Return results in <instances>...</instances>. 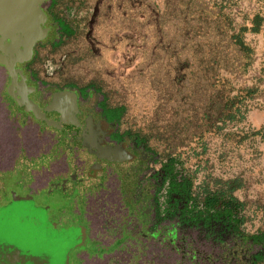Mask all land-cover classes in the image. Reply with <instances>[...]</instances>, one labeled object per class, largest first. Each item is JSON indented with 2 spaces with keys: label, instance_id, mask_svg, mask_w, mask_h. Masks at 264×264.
<instances>
[{
  "label": "rangeland",
  "instance_id": "1",
  "mask_svg": "<svg viewBox=\"0 0 264 264\" xmlns=\"http://www.w3.org/2000/svg\"><path fill=\"white\" fill-rule=\"evenodd\" d=\"M47 6L53 31L31 68L57 88L91 90L117 134L145 145L151 160L143 182L156 174L155 216L145 224L128 225L132 218L116 193L103 191L105 204L89 206L94 227L75 204L67 221L77 222L82 244L72 264H210L203 251L222 264L219 251L207 247L211 239L247 244L250 261L264 264V0H49ZM170 162L191 183L180 211L172 206L170 179L163 180ZM122 193L136 212L126 198L132 192ZM8 196L0 193V206ZM215 196L240 204L237 219L207 213L206 201ZM191 214L210 229L206 246L193 245L189 229L176 226ZM142 239L152 248L140 249Z\"/></svg>",
  "mask_w": 264,
  "mask_h": 264
},
{
  "label": "flooded vegetation",
  "instance_id": "2",
  "mask_svg": "<svg viewBox=\"0 0 264 264\" xmlns=\"http://www.w3.org/2000/svg\"><path fill=\"white\" fill-rule=\"evenodd\" d=\"M48 2L44 4L48 15V21L45 26L50 28L47 38L36 43L30 60L16 63V68L20 71L16 73L18 81L22 80L23 75L26 77L27 84L35 88L34 91L29 92V98L40 107V113L44 115L46 121L38 122L33 113H26L17 109L16 101L8 93L12 77L4 66H0V115L9 117L14 110L20 116L21 114L29 116L37 126L33 127L31 132L34 145L39 148H41V141L50 137L46 135L45 129L41 130V126L49 129L50 127L45 123L51 119L59 123V131L52 132L55 134V139L63 147L59 153L60 161L58 163V173L55 174L56 181L48 183L47 187L42 188L45 191L43 195L31 193L29 197H33L34 200L35 197L43 200L41 206L48 207L49 220L57 229L61 231L73 230L75 244L70 255V264H72V253L79 242L82 244V241L79 240L81 234L78 235V228L75 227L77 222L67 221L70 214L68 212L72 210L70 216L75 215V204L79 202L86 220L92 223L91 227H94L93 221L89 219V215H93V209L89 206L105 204L102 201L103 191L111 192L112 194L116 193L119 198L118 204L120 206L122 204V210L132 218L128 225L139 224L141 220L145 224L149 217L151 220L155 216V205L153 203L155 194L153 190H156V174L152 175L150 173V180L143 182V173L148 170L149 161L151 160L145 145L137 141L128 142L125 136L120 137L117 134L106 111L99 103L93 101L91 90L83 93L72 88H57L40 80L35 70L31 68V64L36 57L38 45L44 43L53 31V26L50 22L51 16L48 13ZM65 91L77 94L76 104L71 103L70 106H66L68 108V116L56 112L46 113L44 109L50 104L55 93ZM24 126L27 127V124L24 123ZM49 146L51 144L46 143L43 148ZM122 150L123 152H121ZM109 180L111 182L107 185ZM111 185L115 187H111ZM97 187L99 188L98 191L93 194L94 188ZM124 190L132 192V195L126 196V198L130 200L133 204L132 206H135L136 212H130L126 208L122 195ZM26 194L28 195V192ZM72 206H74L73 209ZM109 220L113 221L114 219L109 216ZM176 226L189 229L190 242L193 245L201 241L202 246H206L203 241L205 238H209L208 230L210 229L205 228L201 223H194L190 219H181L177 221ZM122 229L121 227L120 231ZM200 229L202 230V236H196L198 240H195L196 237L194 238L192 233ZM131 231L133 232L132 229ZM106 233L108 232L106 231ZM99 234L104 236L105 231L102 233L99 231ZM175 234L177 235L176 231ZM107 235L110 236L109 233ZM142 242L140 249H148V247L152 248L153 246L152 244L149 246L144 239H142ZM152 242L156 243L157 241H149V243ZM137 243L140 242L136 239L134 244ZM210 243L212 244L207 247L211 251H219L217 255L222 264H254L253 261H250L251 258L254 259V256L246 246L247 244L243 247L240 242L227 243L221 239L219 241L211 239ZM193 249L196 248L194 247ZM195 253L192 252V254ZM203 253L206 256L204 259L206 263H214L212 260L215 255L212 252L203 251ZM181 258L183 260L184 256ZM189 261L191 260L189 259Z\"/></svg>",
  "mask_w": 264,
  "mask_h": 264
},
{
  "label": "water",
  "instance_id": "3",
  "mask_svg": "<svg viewBox=\"0 0 264 264\" xmlns=\"http://www.w3.org/2000/svg\"><path fill=\"white\" fill-rule=\"evenodd\" d=\"M47 1L0 0V66L12 77L8 93L19 111L33 113L38 122L46 119L29 98L35 88L23 75L18 81L16 63L30 60L36 43L47 38ZM76 102V93L56 92L44 111L68 116L66 106ZM74 244L73 230L57 229L49 220L48 207L37 205L31 197L15 196L0 207V264H70Z\"/></svg>",
  "mask_w": 264,
  "mask_h": 264
},
{
  "label": "crops",
  "instance_id": "4",
  "mask_svg": "<svg viewBox=\"0 0 264 264\" xmlns=\"http://www.w3.org/2000/svg\"><path fill=\"white\" fill-rule=\"evenodd\" d=\"M45 124L50 128L41 126V130L45 129L46 135L50 137L41 141V148H39L34 145L31 132V129L37 126L29 116L25 114L20 116L14 110L9 117L0 115V193L2 196L9 198V191L12 198L17 194L15 191L28 192L27 196H31V193L43 195L45 193L43 189L47 187V184L56 181L59 153L63 147L52 132L59 131V123L51 119ZM46 143H50L51 146L43 148ZM66 143L69 145L68 142Z\"/></svg>",
  "mask_w": 264,
  "mask_h": 264
},
{
  "label": "trees",
  "instance_id": "5",
  "mask_svg": "<svg viewBox=\"0 0 264 264\" xmlns=\"http://www.w3.org/2000/svg\"><path fill=\"white\" fill-rule=\"evenodd\" d=\"M109 113H113V112L110 111ZM165 171H166V174H165L166 177L163 178V180L164 182L165 181L167 182L168 181L167 178L170 179L169 190H170V195L173 196L172 206L176 208V211H180V204L182 203L181 199L189 195L190 190H191V183L188 180H185V179L182 180V178L180 179L179 175L174 173V167H173L172 162H170V164L166 166ZM217 198L218 197L215 196V197L209 198L206 201L207 213L213 211L212 215H214L217 219L219 218H229L230 219L233 217L237 219V214H238L237 212L239 211L240 204L236 200H233V199L226 201V202H222L220 198L219 199ZM181 213H183L182 209H181ZM190 220L193 221L194 223H200L201 218L196 215L194 216L191 214ZM176 236L177 235L175 234V237Z\"/></svg>",
  "mask_w": 264,
  "mask_h": 264
}]
</instances>
